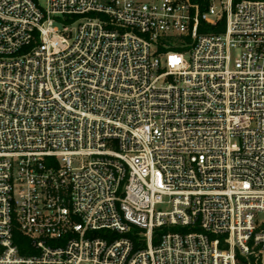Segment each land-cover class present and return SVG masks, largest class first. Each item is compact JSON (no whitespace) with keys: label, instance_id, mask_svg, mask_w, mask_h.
Returning <instances> with one entry per match:
<instances>
[{"label":"built area","instance_id":"obj_1","mask_svg":"<svg viewBox=\"0 0 264 264\" xmlns=\"http://www.w3.org/2000/svg\"><path fill=\"white\" fill-rule=\"evenodd\" d=\"M0 264H264V0H0Z\"/></svg>","mask_w":264,"mask_h":264},{"label":"trees","instance_id":"obj_2","mask_svg":"<svg viewBox=\"0 0 264 264\" xmlns=\"http://www.w3.org/2000/svg\"><path fill=\"white\" fill-rule=\"evenodd\" d=\"M204 24H201L200 25V30H204V29H207V30H210V31H221L222 30V21L218 24V26L214 27V26H205ZM188 39V38H187ZM180 40L179 39H176V40H172L171 42H169L168 44L170 45L169 46V49H172V50H176V51H182L184 48H182L180 45ZM162 48V47H161ZM160 48V49H161Z\"/></svg>","mask_w":264,"mask_h":264},{"label":"rangeland","instance_id":"obj_3","mask_svg":"<svg viewBox=\"0 0 264 264\" xmlns=\"http://www.w3.org/2000/svg\"><path fill=\"white\" fill-rule=\"evenodd\" d=\"M160 210H169V206L168 205H161L160 207H158Z\"/></svg>","mask_w":264,"mask_h":264}]
</instances>
